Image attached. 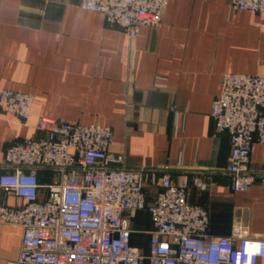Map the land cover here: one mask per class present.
<instances>
[{
  "label": "crops",
  "instance_id": "obj_1",
  "mask_svg": "<svg viewBox=\"0 0 264 264\" xmlns=\"http://www.w3.org/2000/svg\"><path fill=\"white\" fill-rule=\"evenodd\" d=\"M81 1L0 0V90L34 95L26 122L0 108V162L14 142L41 134V115L109 125L111 157L188 181V200L208 210L211 234L243 225L264 237V184L231 189L230 135L215 131L211 114L223 74H264V14L233 11L227 0H170L159 27L131 38ZM249 168L264 173V144L254 143ZM52 176L44 171L41 181ZM147 190L151 201L156 189ZM17 202L0 187V203ZM129 214L132 243L148 253L152 218ZM22 235L0 223V264L18 257Z\"/></svg>",
  "mask_w": 264,
  "mask_h": 264
},
{
  "label": "built area",
  "instance_id": "obj_2",
  "mask_svg": "<svg viewBox=\"0 0 264 264\" xmlns=\"http://www.w3.org/2000/svg\"><path fill=\"white\" fill-rule=\"evenodd\" d=\"M170 0H82L131 38L157 28ZM231 10L264 14V0H227ZM214 99L215 131L228 132L226 172L231 189L264 184L249 168L255 142L264 144V74L225 73ZM34 95L3 88L0 108L26 122ZM38 137L10 145L0 162V187L16 195L0 203V223L23 229L19 255L5 264H264V237L235 225L229 235L209 232V212L188 200L189 182L168 172L129 168L111 157L109 125L38 119ZM120 163V165H119ZM52 178L43 183L41 173ZM44 187L47 195L40 198ZM148 187L156 189L148 200ZM147 211L154 225L148 253L132 243V216Z\"/></svg>",
  "mask_w": 264,
  "mask_h": 264
}]
</instances>
